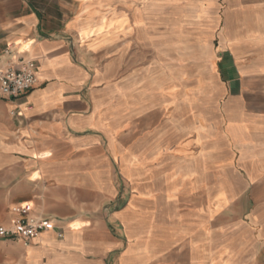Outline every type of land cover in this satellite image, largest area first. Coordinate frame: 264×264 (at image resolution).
Instances as JSON below:
<instances>
[{"label": "crops", "instance_id": "obj_1", "mask_svg": "<svg viewBox=\"0 0 264 264\" xmlns=\"http://www.w3.org/2000/svg\"><path fill=\"white\" fill-rule=\"evenodd\" d=\"M174 25L197 42L201 92L176 117L156 65ZM8 46L39 80L0 96V223L28 203L56 226L0 236V264H237L190 207L186 140L264 155V0H0L2 61ZM131 54L149 64L126 70Z\"/></svg>", "mask_w": 264, "mask_h": 264}, {"label": "rangeland", "instance_id": "obj_2", "mask_svg": "<svg viewBox=\"0 0 264 264\" xmlns=\"http://www.w3.org/2000/svg\"><path fill=\"white\" fill-rule=\"evenodd\" d=\"M172 30L174 44L168 54L159 52L156 65L161 95L167 94L166 100L173 104L165 113L176 117L181 110L177 104L188 101L192 105L201 100L200 62L197 42H181L180 37L183 33L186 36V30L176 25ZM137 63L146 65L149 60L136 62L131 54L125 62L126 70ZM186 142L190 144L188 165L194 170L190 175L200 184L193 191L196 200L190 207L197 213L196 217L200 215L201 226L207 231L231 234L235 263L264 264V155L249 156L244 161L237 156L230 162L228 156L217 153L212 140H199L192 133ZM249 168L260 172L249 178L246 172ZM142 207L148 209L149 204Z\"/></svg>", "mask_w": 264, "mask_h": 264}, {"label": "built area", "instance_id": "obj_3", "mask_svg": "<svg viewBox=\"0 0 264 264\" xmlns=\"http://www.w3.org/2000/svg\"><path fill=\"white\" fill-rule=\"evenodd\" d=\"M5 54L8 56L5 61L0 57V96L16 98L38 82V63L20 53L13 54L9 46ZM10 212L9 222L0 223L1 237H20L28 242L56 226L50 216L35 213L33 205L28 203L15 205Z\"/></svg>", "mask_w": 264, "mask_h": 264}, {"label": "bare ground", "instance_id": "obj_4", "mask_svg": "<svg viewBox=\"0 0 264 264\" xmlns=\"http://www.w3.org/2000/svg\"><path fill=\"white\" fill-rule=\"evenodd\" d=\"M107 28V27H106Z\"/></svg>", "mask_w": 264, "mask_h": 264}]
</instances>
